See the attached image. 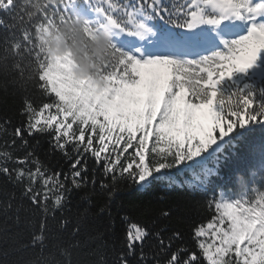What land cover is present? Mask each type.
I'll list each match as a JSON object with an SVG mask.
<instances>
[{
	"label": "snow or ice",
	"instance_id": "snow-or-ice-1",
	"mask_svg": "<svg viewBox=\"0 0 264 264\" xmlns=\"http://www.w3.org/2000/svg\"><path fill=\"white\" fill-rule=\"evenodd\" d=\"M0 14L5 52L26 62L37 94L24 99L19 126L0 124V176L40 215L32 246L43 249L56 212L60 230L70 224L63 210L74 189L98 185L111 200L121 183L166 181L205 195L210 218L193 224L191 246L179 231L165 238L121 216L111 262L100 245L95 264H264V183L256 182L264 181V139L238 188L213 183L225 153L264 134V0H0ZM53 41L66 51L54 54ZM37 136L66 170L39 158L40 141L29 139ZM15 198L0 210H13ZM99 212L110 214L107 205ZM150 238L158 241L151 258ZM69 248L60 249L63 262L37 264H72Z\"/></svg>",
	"mask_w": 264,
	"mask_h": 264
},
{
	"label": "trees",
	"instance_id": "trees-1",
	"mask_svg": "<svg viewBox=\"0 0 264 264\" xmlns=\"http://www.w3.org/2000/svg\"><path fill=\"white\" fill-rule=\"evenodd\" d=\"M172 3L173 0H165ZM2 16V14H0ZM7 30L0 27V124L10 121L8 131L11 132L19 126L24 119L21 109L25 98L36 99V92L28 79L30 69L26 62L12 55L11 51L5 52V36ZM5 56L7 60L5 61ZM19 61L20 67H15ZM8 64V71L3 69L4 63ZM4 134L0 132V147L4 146ZM35 143L40 141L36 148V154L47 165L55 168L67 169L68 165L59 153L49 156V144L47 137H30ZM264 139V134L255 133L238 144L236 149L225 153L227 159L221 161L218 176L213 178V183L225 188H238L237 177L247 175L249 169L257 163L259 144ZM16 155H23L17 151ZM184 178H190V173L182 174ZM103 179L98 173L97 180ZM257 184L264 183L259 175ZM9 193H15L13 210L5 213L0 210V264H37L44 259L63 262L66 257L61 255L60 249L69 248L72 264H95L97 255L95 250L100 245H106L103 249L106 258L111 262L112 245L119 246V238L122 236L126 225L121 221V216H127L132 222L144 225L151 232H161L163 237H168L173 231L183 233L184 242L190 243V231L194 223L210 218L204 207L205 195L201 191H192L170 187L166 181H157L152 185L139 188L131 182L121 183L111 200L106 194L100 192L98 185L94 188L88 184L80 189H74L70 196V203L63 210V216L70 220V224L64 230L58 227L61 213L56 212V220L49 219L47 239L41 250L40 245H31V236L39 229L40 215L34 214L33 207L26 198L21 196V188L8 182L0 176V209L3 201ZM107 205L109 212L100 213L101 206ZM16 209H19L16 211ZM167 211L168 215H162ZM19 217L17 222L16 217ZM79 224L78 233L71 235L73 226ZM79 244H76V242ZM155 238H150L145 251L151 258L154 254ZM180 243V241H176ZM163 257V254L161 258ZM135 257L130 258L135 264Z\"/></svg>",
	"mask_w": 264,
	"mask_h": 264
},
{
	"label": "clouds",
	"instance_id": "clouds-1",
	"mask_svg": "<svg viewBox=\"0 0 264 264\" xmlns=\"http://www.w3.org/2000/svg\"><path fill=\"white\" fill-rule=\"evenodd\" d=\"M101 38H102V44H103V42H106L108 39L107 33H102ZM102 44H101V47H94V49H93L97 55H100V53H101ZM52 49H53L54 54H63L66 51V46L62 42L56 43L55 41H53ZM81 70L85 74H87L88 72L93 70L92 65L88 59L81 60Z\"/></svg>",
	"mask_w": 264,
	"mask_h": 264
}]
</instances>
